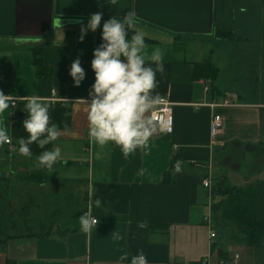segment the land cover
<instances>
[{
	"label": "crops",
	"instance_id": "obj_1",
	"mask_svg": "<svg viewBox=\"0 0 264 264\" xmlns=\"http://www.w3.org/2000/svg\"><path fill=\"white\" fill-rule=\"evenodd\" d=\"M255 2L264 9V0ZM221 5L222 0H116L114 5L107 0H0V91L16 101L0 113V127L13 147L0 145V264H116L125 252H143L148 264H264V243L246 244L237 230L220 228L213 214L219 201L214 179L226 180L217 169L230 168L226 162L238 149L253 156L264 148V102L218 99L211 82L201 77L202 64L217 66L211 59L217 49L264 45V37L218 38ZM98 11L101 27L105 20L133 12L131 30L144 33L147 55L155 48L162 52L164 72L157 73L155 91L172 104V131H157L127 157L87 134L82 99L94 82L97 31L88 32L83 42L79 36L81 25ZM232 17L228 12L223 20L230 23ZM237 57L231 54L229 61ZM77 58L86 76L74 87L69 68ZM224 81L223 87L216 83L219 92L231 94ZM33 96L49 106L50 122L60 135L44 148L33 142L32 155L24 156L18 140L28 136L22 121L27 98ZM224 102L229 104L210 107ZM214 113L224 122L216 144L210 135ZM54 147L61 156L53 170L39 166L40 153ZM176 161L182 162L179 173L173 169ZM59 168L72 178L69 188L53 183ZM207 178L210 190L202 185ZM41 207L48 224L40 217ZM85 213L98 221L87 233L79 222ZM24 214L33 217L38 232H8L18 230ZM205 216L217 232L214 245ZM8 217L15 223L6 224Z\"/></svg>",
	"mask_w": 264,
	"mask_h": 264
},
{
	"label": "clouds",
	"instance_id": "obj_2",
	"mask_svg": "<svg viewBox=\"0 0 264 264\" xmlns=\"http://www.w3.org/2000/svg\"><path fill=\"white\" fill-rule=\"evenodd\" d=\"M107 2L114 5L116 0ZM134 16L133 12H128L122 18L112 17L105 20L101 27L103 16L98 11L88 17L86 25H81L79 36L80 42H83L88 32L95 33L98 28L101 30V43L93 50L91 60L94 82L88 98L82 99L87 106L88 137L98 145L112 144L118 147L125 157L146 146L150 138L162 130L156 116L162 97L155 91L157 73L164 72L162 52L155 48L150 56L147 55L142 31H135L129 36ZM69 76L74 87H79L85 80L86 74L79 58L72 61ZM10 106V96L0 91V113ZM24 109L27 118L22 121V127L28 136L18 140V151L21 155L31 156L29 145L35 142L44 148L57 140L60 131L56 124L50 122L49 106L40 102L39 97H28ZM9 141L8 131L0 127V145ZM60 156L58 147L44 150L37 157L38 164L53 170ZM181 163L176 161L173 165L177 173L181 171ZM95 204H101L100 198L95 200ZM79 222L80 231L85 233L97 227V218L87 213L79 217ZM115 239L119 240V235ZM116 264H148V261L143 252L133 256L125 252Z\"/></svg>",
	"mask_w": 264,
	"mask_h": 264
},
{
	"label": "rangeland",
	"instance_id": "obj_3",
	"mask_svg": "<svg viewBox=\"0 0 264 264\" xmlns=\"http://www.w3.org/2000/svg\"><path fill=\"white\" fill-rule=\"evenodd\" d=\"M237 2L238 3H235L234 5L230 4L231 11L234 13L232 21L230 23L228 22L229 25H232V30L234 31L232 39H244L245 36L250 39L264 37V9L258 6L255 0H250L249 2L246 1L244 3L237 0ZM219 3H221V1H219ZM242 4L245 6L240 7ZM256 18L259 20L256 21ZM228 21H230V18ZM245 49H247L246 58H244V55H246L244 52ZM223 50L218 52L217 49V51H215L216 55L214 54L211 56V59L217 64L216 68L220 69L218 76L215 80L213 79L215 86L216 83H218L223 87L225 85L224 79L226 77V84L232 89L231 94L223 93V97H228L229 100L232 99L238 101L239 97L242 96L249 102H264V45L260 42V45H250L247 47L233 46L231 47V50H229V48ZM233 53H236L238 57L230 62V55H234ZM258 55H261V58L258 57ZM209 82H211L210 79ZM261 87H263L261 89L262 93L257 94L256 89H260ZM216 88L219 91V86H216ZM239 93H242L243 95H240ZM263 151L264 148L261 151H255V154L252 156L250 155L251 153L247 151L236 150V156L226 162V164L230 165L231 169L229 167H219L216 171L219 177L225 176L226 178V180L219 185L228 188L235 187L242 191L251 190V192L252 190L257 191L260 188H264ZM258 155L261 156V158H258ZM259 164L260 171L258 170ZM58 172L56 180L53 181V183L56 185L63 184L65 188H69L72 178H70L69 174L63 172L62 168H59ZM12 180L13 179L10 181L12 182ZM10 193L13 194V190H11ZM44 210V207H41L40 217L43 219V222H45L43 224H48L49 215L43 214L42 211ZM213 211L215 217H217L216 214L218 211H216V208ZM32 218L31 215L26 214L18 217V230H11L8 232H17V234L24 233L25 235L32 234V232L37 233L38 226L36 223L32 222ZM14 223V218L8 217L6 224L11 225Z\"/></svg>",
	"mask_w": 264,
	"mask_h": 264
},
{
	"label": "trees",
	"instance_id": "obj_4",
	"mask_svg": "<svg viewBox=\"0 0 264 264\" xmlns=\"http://www.w3.org/2000/svg\"><path fill=\"white\" fill-rule=\"evenodd\" d=\"M237 0H222L221 16L222 20L220 26L216 29V36L218 38L233 37L234 31L232 25H229L227 21L223 20V17L231 12L230 4L234 5ZM135 32L129 30V36ZM101 43V30L98 28L96 35L97 47ZM200 68V66H198ZM202 75L201 77L209 81L211 80V86L209 89L214 93L218 99L223 97V93H220L214 80L218 76L219 69H217L212 63L205 62L201 65ZM214 79V80H213ZM213 81V82H212ZM31 180V176H29ZM215 185L213 187V195L219 198V201L215 205L217 212L216 220L220 228H231L237 230V237L239 240L245 241L246 244L252 246H261L264 243V188L259 190L242 191L238 188H228L226 186L219 185V180L214 179ZM234 189V190H233ZM215 216V213H213ZM216 223V222H215ZM216 231V230H215Z\"/></svg>",
	"mask_w": 264,
	"mask_h": 264
},
{
	"label": "built area",
	"instance_id": "obj_5",
	"mask_svg": "<svg viewBox=\"0 0 264 264\" xmlns=\"http://www.w3.org/2000/svg\"><path fill=\"white\" fill-rule=\"evenodd\" d=\"M228 104H229L228 102H224L222 104H210V107L211 109H215L218 106H222V105L226 106ZM15 105H16V101H12V106H15ZM156 116L160 120V129H162L158 131H162L165 133H171L172 131V104L168 101L166 97H162L161 103L157 106ZM169 121H170V124H169ZM169 127L171 128L170 131L168 130ZM223 128H224V122H223L222 116L214 113L211 119V123H210V135L213 139V142H212L213 144H216V139L222 134ZM7 144H9V147H10L11 141H9V143ZM10 148L13 149L12 146ZM202 185L205 187V189L210 190L212 187L210 178L203 180ZM204 221L210 227L211 245H214L215 239L217 238V232L213 229V227L210 224V216H205Z\"/></svg>",
	"mask_w": 264,
	"mask_h": 264
}]
</instances>
